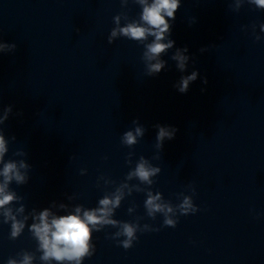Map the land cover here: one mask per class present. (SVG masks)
<instances>
[{"label": "clouds", "instance_id": "obj_1", "mask_svg": "<svg viewBox=\"0 0 264 264\" xmlns=\"http://www.w3.org/2000/svg\"><path fill=\"white\" fill-rule=\"evenodd\" d=\"M122 8H127L129 2L138 5L141 9L137 17L132 18L126 11H121L113 17L114 27L107 37L108 43L112 44L118 38H126L143 45L142 60L145 64L147 76L158 75L167 65V61L162 59L169 50L175 46V41L170 38L172 21L176 18V12L181 7V0H120ZM254 6L258 10H264V0H233L230 5L233 11H239L245 4ZM123 21V24H122ZM255 25L253 33L255 34ZM260 31L264 32V23L259 25ZM78 31V30H77ZM259 41L261 37L255 36ZM15 43H7L0 40V53H12L16 50ZM206 49L202 48L203 52ZM188 48H176L171 55V60L175 61L176 68L184 73L190 60ZM199 76L197 70H193L188 75H182L180 80L174 85L180 93H187L190 84L195 82ZM204 83H207L205 78ZM203 91V89H202ZM12 114V105H8L0 111V125H3ZM133 128L125 131L121 136V143L133 149L141 138L144 137L146 129L139 123L133 121ZM157 129L155 148L156 155L153 160L161 159L164 142L175 138L177 128L174 126L154 125ZM12 141L16 140L11 136ZM9 138H6L4 129L0 127V223L10 225L9 239L19 238L25 228H28L31 237L36 241L35 251L21 250L15 257H9L6 264H36L37 259L41 264H83L86 258H90L95 252L93 243V233L99 232L106 227L116 228L117 231L111 234V238L116 240L118 245L125 250L133 246L138 239L137 232L159 231L149 224H140L143 217H136L134 221H121L114 219V213L121 206L126 196L133 192L145 193L144 208L147 217L155 220L157 215L163 217V226L175 228L179 216L194 214L199 208L194 204L192 195L178 193L179 203L173 204L171 200H165L159 191L153 192L151 186L155 183L154 177L161 168L154 166L150 159L141 155L135 161V166L130 167L125 179L115 186L114 191L107 192L98 200L97 206L86 208L82 204H76L69 210V205L65 203L56 204L52 202L51 207H45L37 211L33 208L26 213V207L21 202L23 197L11 187L13 183L17 186L25 185L29 182V171L31 165L25 159H5L9 152ZM17 157H25L27 153L17 150L13 153ZM134 151H130L126 157V163L133 165L132 157ZM86 169H81V175L86 174ZM105 180V186L115 185L116 182L105 176H100ZM136 180L138 183L132 184L130 181ZM99 187V182L97 184ZM193 195L195 189L192 188ZM74 197L69 196L72 200ZM19 204L18 207H15ZM57 207L66 214L53 212L52 208ZM136 210V205L128 208V213L132 214ZM31 219V224L27 222ZM123 237V239H120ZM37 253L39 256L37 257Z\"/></svg>", "mask_w": 264, "mask_h": 264}]
</instances>
